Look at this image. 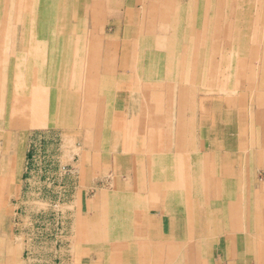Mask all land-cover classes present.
Listing matches in <instances>:
<instances>
[{"label": "rangeland", "instance_id": "rangeland-1", "mask_svg": "<svg viewBox=\"0 0 264 264\" xmlns=\"http://www.w3.org/2000/svg\"><path fill=\"white\" fill-rule=\"evenodd\" d=\"M0 50L4 264H264V0H0ZM183 110L235 168H176Z\"/></svg>", "mask_w": 264, "mask_h": 264}, {"label": "crops", "instance_id": "crops-1", "mask_svg": "<svg viewBox=\"0 0 264 264\" xmlns=\"http://www.w3.org/2000/svg\"><path fill=\"white\" fill-rule=\"evenodd\" d=\"M178 99L179 98L177 97L176 102H175L176 105H178L177 103H179ZM131 104H130L131 107L132 106L136 107L138 105L143 104V102L139 98L138 101L131 102ZM148 104L149 103L147 101L146 102V108H145L146 112L148 111V107H147ZM131 107H130V109L129 108L128 109L129 110H131V109L135 110V108H131ZM188 107H187V110L189 111ZM190 112H191V110H190ZM133 113H131V114H133ZM194 114L195 113L189 114V112H187L186 110H183L182 113H180V112L173 113V117H172V121H173V123H172L173 148L172 149L173 150H172V153L176 156V159H177L176 168L187 169V171L190 170V168H191L190 163L192 161V158H194V160H197L199 163L202 162V163L206 164L205 166H207V164L210 163V162H208V163L206 162L207 158H213V159H216L217 157L220 158L222 154H225V156H223L225 158V163H223V166L226 168L229 166L233 167V164L242 155V148L240 146L236 145L235 146L236 151H234L233 148H228L227 146H224V145L221 146V144L219 142H215L214 144H207V142H204V140L202 138H200L199 136L197 137V134L195 132L196 131L195 130V121L197 118H196V116H194ZM164 115L165 114L159 115V113L156 112L155 117L157 118V120H160V119L163 120V118H167V117L169 118V115H167V116H164ZM236 117L238 118V115ZM156 118H155V120H156ZM133 119H139V118L135 115L133 117ZM207 154H208V156H207ZM236 164H237V162H236ZM140 167L144 168V170H146L144 174L149 176V169H152L151 163H149V162H145V164L141 163ZM159 167H161V166H157V168H159ZM195 167H197V166H195ZM233 168H235V167H233ZM191 169H193V167ZM150 174H152V172H150ZM191 175H192V173H191ZM187 176H188V174H187ZM154 181H155V185H156L157 179H154ZM158 222H161V221L158 220ZM2 226H3V224L1 222V229H2ZM136 230L137 229H135L133 231L136 232ZM137 231L141 232V228H138ZM138 245H139L138 247L140 249H142L143 246H142L141 242H139ZM19 256L22 259H18L16 261H11V260L10 261L5 260V261H7V263H12V264H27V262L23 258V254L21 251H20ZM0 264H4L2 259L0 260Z\"/></svg>", "mask_w": 264, "mask_h": 264}, {"label": "bare ground", "instance_id": "bare-ground-1", "mask_svg": "<svg viewBox=\"0 0 264 264\" xmlns=\"http://www.w3.org/2000/svg\"><path fill=\"white\" fill-rule=\"evenodd\" d=\"M194 5H195V4H194ZM164 7H165V6H164ZM164 7H163V8H164ZM219 7H220V6H219ZM77 8L79 9V7H77ZM171 8H172V7H171ZM171 10H172V9H171ZM149 14H150V13H149ZM161 15H162V14H161ZM149 16H150V15H149ZM205 16H206V15H205ZM132 17H133V15H132ZM163 17H164V14H163ZM177 17H178V16H177ZM194 17H195V15H194ZM194 19H195V18H194ZM171 20H172V19H171ZM174 20H175V19H174ZM174 20H173V22H174ZM76 21H78V20H76ZM126 21H127V20H126ZM171 22H172V21H171ZM88 23H89V22H88ZM165 23H166V22H165ZM193 23H194V22H193ZM200 23H201V22H200ZM166 24H167V23H166ZM149 25H150V24H149ZM163 25H164V24H163ZM175 25H176V24H175ZM79 26H80V25H79ZM79 26H78V27H79ZM87 26H88V25H87ZM191 26H192V25H191ZM192 27H193V26H192ZM144 28H145V27H144ZM204 28H205V27H204ZM176 29H177V28H176ZM188 29H189V28H188ZM191 29H192V28H191ZM69 30H70V29H69ZM8 32H9V31H8ZM139 32H140V31H139ZM172 32H173V31H172ZM72 33H73V32H72ZM72 33H71V34H72ZM130 33H131V32H130ZM148 33H149V31H148ZM148 33H147V34H148ZM82 34H83V33H82ZM96 34H98V32H97ZM117 34H119V33H117ZM139 34H140V33H139ZM139 34H138V35H139ZM175 34H176V33H175ZM74 35H75V34H74ZM77 35H78V34H77ZM144 35H145V34H144ZM152 35H153V34H152ZM78 36H79V35H78ZM100 36H101V35H100ZM146 36H147V35H146ZM101 37H102V36H101ZM187 37H188V36H187ZM193 38H194V37H193ZM9 39H10V38H9ZM25 39H26V38H25ZM79 39H80V38H79ZM101 39H102V38H101ZM13 40H14V39H13ZM16 40H17V39H16ZM16 40H15V41H16ZM74 40H75V39H74ZM129 40H130V38H129ZM6 41H8V40H6ZM91 41H92V39H91ZM91 41H90V42H91ZM28 43H29V42H28ZM28 43H27V44H28ZM72 43H73V42H72ZM93 43H94V42H93ZM8 44H9V42H8ZM8 44H7V45H8ZM156 44H157V43H156ZM7 45H6V46H7ZM14 45H15V44H14ZM72 46H73V45H72ZM93 46H94V45H93ZM84 47H85V46H84ZM134 47H135V46H134ZM197 47H198V46H197ZM6 48H7V47H6ZM26 48H27V47H26ZM70 48H71V47H70ZM91 48H92V46H91ZM159 48H160V47H159ZM101 49H102V46H101ZM101 49H100V50H101ZM29 50H30V49H29ZM100 50H99V51H100ZM0 51H1V50H0ZM90 51H91V50H90ZM9 52H10V51H9ZM72 52H73V51H72ZM86 52H87V51H86ZM130 52H131V51H130ZM155 56H156V55H155ZM156 57H157V56H156ZM68 59H69V58H68ZM67 61H68V60H67ZM75 61H76V60H75ZM77 61H78V60H77ZM201 61H202V60H201ZM69 63H70V61H69ZM151 63H152V62H151ZM76 64H77V63H76ZM145 64H146V63H145ZM149 64H150V62H149ZM65 66H66V65H65ZM65 66H64V67H65ZM77 67H78V64H77ZM74 68H75V67H74ZM63 69H64V68H63ZM76 69H77V68H76ZM78 70H79V69H78ZM63 71H66V70H63ZM147 71H148V73H149L150 71H153V70H152L151 68H149V69L147 68V70L145 69V72H147ZM62 73H63V72H62ZM69 73H70V72H69ZM146 74H147V73H146ZM61 75H62V74H61ZM75 75H76V74H75ZM75 75H73V76H75ZM150 75H151V74H150ZM69 76H71V75H69ZM61 80H62V79H61ZM73 80H74V79H73ZM62 84H63V83H62ZM70 84H71V83H70ZM69 86H70V85H69ZM60 87H61V86H60ZM168 89H169V88H168ZM174 92H175V91H174ZM170 94H171V93H170ZM172 96H173V95H172ZM44 98H45V97H44ZM170 99H171V98H170ZM173 99H174V98H173ZM129 101H130V100H129ZM131 101H132V100H131ZM131 101H130V102H131ZM171 101H172V99H171ZM181 101H182V100H181ZM172 102H173V101H172ZM133 104H134V103H133ZM40 105H41V103H40ZM131 105H132V104H131ZM130 107H131V106H130ZM136 109H137V108H136ZM131 110H132V109H131ZM129 115H130V114H129ZM131 115H132V114H131ZM186 118H187V117H186ZM194 118H195V117H194ZM163 119H164V118H163ZM169 119H170V118H169ZM187 120H188V119H187ZM161 123H162V122H161ZM134 125H135V124H134ZM185 134H186V133H185ZM190 135H191V134H190ZM169 136H170V135H169ZM168 139H169V138H168ZM170 139H171V138H170ZM172 139H173V138H172ZM164 140H165V139H164ZM164 142H165V141H164ZM258 144H259V143H258ZM151 149H152V148H151ZM172 150H173V149H172ZM148 162H149V161H148ZM149 163H150V162H149ZM181 163H182V162H181ZM197 163H198V162H197ZM182 164H183V163H182ZM188 165H189V164H188ZM188 165H187V166H188ZM198 166H199V165H198ZM148 167H149V166H148ZM172 167H173V166H172ZM172 172H173V171H172ZM187 174H188V173H187ZM191 180H192V179H191ZM196 180H197V179H196ZM151 181H152V180H151ZM163 181H164V180H163ZM150 184H151V183H150ZM154 184H155V183H154ZM184 184H185V183H184ZM193 185H194V184H193ZM176 186H177V185H176ZM179 186H180V185H179ZM194 186H195V185H194ZM149 187H150V186H149ZM151 189H152V188H151ZM199 189H200V187H199ZM208 189H209V188H208ZM152 190H153V189H152ZM152 190H151V191H152ZM214 190H215V189H214ZM229 190H230V189H229ZM188 191H189V190H188ZM199 191H200V190H199ZM149 192H150V191H149ZM186 192H187V191H186ZM250 192H251V191H250ZM152 193H153V192H152ZM152 193H151V194H152ZM154 193H156V192H154ZM226 193H227V191H226ZM252 193H253V192H252ZM261 193H262V192H261ZM128 194H129V193H128ZM189 194H190V193H189ZM256 194H257V193H256ZM153 195H154V194H153ZM149 196H150V195H149ZM230 196H231V195H230ZM230 196H229V197H230ZM253 196H254V195H253ZM129 198H130V197H129ZM135 199H136V197H135ZM210 199H211V198H210ZM133 200H134V198H133ZM136 200H139L138 197H137ZM143 200H144V199H143ZM188 201H189V200H188ZM258 201H259V200H258ZM135 202H136V201H135ZM183 202H184V201H183ZM190 202H191V201H190ZM136 203H137V202H136ZM141 203H142V202H141ZM248 203H249V202H248ZM133 204H134V203H133ZM138 204H140V203H138ZM140 205H141V204H140ZM157 205H158V204H157ZM260 205H261V204H260ZM133 206H134V205H133ZM198 206H199V205H198ZM236 207H237V206H236ZM238 207H239V205H238ZM136 208H137V207H136ZM136 208H135V209H136ZM190 208H191V207H190ZM132 209H133V208H132ZM206 210H207V208H206ZM226 210H227V209H226ZM238 210H239V208H238ZM132 211H133V210H132ZM207 211H208V210H207ZM250 211H251V210H250ZM230 212H231V210H230ZM255 212H256V211H255ZM121 213H122V212H121ZM210 213H211V212H210ZM225 213H226V212H225ZM252 213H253V212H252ZM252 213H249V214L251 215ZM260 213H261V212H260ZM122 214H123V213H122ZM122 214H121V215H122ZM205 214H206V213H205ZM253 214H254V213H253ZM133 215H134V214H133ZM220 215H221V214H220ZM245 215H246V214H245ZM247 215H248V214H247ZM122 216H123V215H122ZM173 216H175V215H173ZM186 216H187V213H186ZM206 216H207V215H206ZM260 216H261V214H260ZM109 217H110V216H109ZM230 217H231V215H230ZM135 218H136V217H135ZM138 218H139V217H138ZM143 218H144V216H143ZM195 218H196V217H195ZM164 219H165V218H164ZM250 219H251V218H250ZM257 219H259V218H257ZM103 220H104V219H103ZM107 220H108V219H107ZM122 220H123V219H122ZM109 221H110V220H109ZM165 221H166V220H165ZM231 221H233V220H231ZM101 222H102V221H101ZM131 222H132V221H131ZM163 222H164V221H163ZM260 222H261V221H260ZM140 223H141V222H140ZM226 223H227V222H226ZM109 224H110V223H109ZM144 224H145V223H144ZM131 225H132V224H131ZM221 225H222V224H221ZM259 225H260V223H259ZM128 226H129V225H128ZM222 226H223V225H222ZM229 226H231V223H230ZM137 227H138V226H137ZM141 227H142V226H141ZM165 227H166V226H165ZM110 228H111V227H110ZM131 228H132V227H131ZM228 228H229V227H228ZM258 228H259V227H258ZM108 229H109V228H108ZM136 229H137V228H136ZM163 229H164V228H163ZM219 230H220V229H219ZM225 230H226V229H225ZM234 230H237V228H235ZM245 230H246V229H245ZM259 230H260V229H259ZM261 230H262V229H261ZM261 230H260V231H261ZM131 231H133V230H131ZM231 231H232V230H231ZM239 231H240V230H239ZM243 231H244V230H243ZM136 232L140 233V231H136ZM166 232H167V231H166ZM234 232H235V231H234ZM102 233H103V232H102ZM107 233H108V232H107ZM163 233H164V232H163ZM240 233H241V232H240ZM242 233H243V232H242ZM126 234H127V233H126ZM259 234H260V233H259ZM133 236H134V235H133ZM108 237H109V236H108ZM257 238H258V237H257ZM257 238H256V239H257ZM122 239H123V238H122ZM122 239H121V240H122ZM258 239H259V238H258ZM258 239H257V240H258ZM150 240H151V238H150ZM144 241H145V240H144ZM157 241H158V240H157ZM193 241H194V240H193ZM249 241H250V240H249ZM255 241H256V240H255ZM226 242H227V241H226ZM154 243H155V242H154ZM154 243H153V244H154ZM202 243H203V242H202ZM145 244H146V243H145ZM151 244H152V243H151ZM238 244H241V245H242L243 243H238V242H236V243H234V244H232V245H231V244H230V245H227V248L230 247V248L232 249L235 245H236V247H238ZM262 244H263V243H262ZM148 245H149V244H148ZM154 245H155V244H154ZM177 245H178V244H177ZM244 245H245V244H244ZM249 245H250V247H251V246H252V243H249ZM138 246H139V245H138ZM142 246H143V245H142ZM150 246H151V245H150ZM246 246L248 247V244H247V243H246ZM246 246L244 247L245 249H246ZM259 246H260V245H259ZM145 247H146V245H145ZM153 247H154V246H153ZM158 247H159V246H158ZM161 247H162V246H161ZM178 247H179V245H178ZM255 248H256V246H255ZM153 249H154V248H153ZM158 249H159V248H158ZM159 250H160V249H159ZM247 250H249V248H248ZM143 251H144V249H143ZM150 252H151V251H150ZM153 252H154V251H153ZM160 252H161V251H160ZM178 253H179V252H178ZM255 253H256V252H255ZM259 253H260V252H259ZM172 254H173V253H172ZM142 255H144V254H142ZM159 255H161V254H159ZM260 255H261V253H260ZM154 256H155V255H154ZM157 256H158V255H157ZM209 256H210V255H209ZM262 256H263V255H262ZM151 257H152V256H151ZM159 258H160V256H158V260H159ZM164 258H165V257H164ZM170 258H171V256H170ZM258 258H259V259H258ZM258 258H257L258 260H257L256 262H257V264H260V261H259V260H260V256H259ZM155 259H156V258H155ZM155 259H154V260H155ZM245 259H246V258H245ZM128 260H129V258H128ZM152 260H153V259H152ZM154 260H153V261H154ZM135 261H136V260H135ZM143 261H146V260L143 259ZM159 261H160V260H159ZM138 263H139V262H138ZM138 263H137V264H138ZM185 263H186V262H185ZM131 264H132V263H131ZM141 264H145V263H141ZM152 264H153V263H152ZM158 264H162V262L160 261ZM172 264H173V263H172ZM262 264H263V263H262Z\"/></svg>", "mask_w": 264, "mask_h": 264}]
</instances>
